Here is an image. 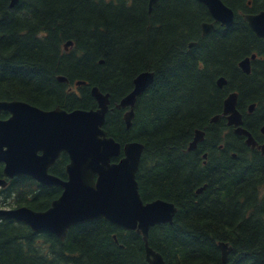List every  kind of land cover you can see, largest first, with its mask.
<instances>
[{
  "label": "trees",
  "instance_id": "obj_1",
  "mask_svg": "<svg viewBox=\"0 0 264 264\" xmlns=\"http://www.w3.org/2000/svg\"><path fill=\"white\" fill-rule=\"evenodd\" d=\"M9 2L0 0V100L91 109L97 107L92 86L109 93L107 134L122 146L143 144L136 173L143 201L161 198L177 208L172 223L149 230L148 244L164 264H264V156L246 147L225 117L211 122L228 92L237 90L241 112L257 104L247 125L264 123V62L249 82L236 67L249 48V30L237 21L201 36L200 24L210 16L197 0H157L151 13L148 0H18L12 8ZM142 71L154 78L126 128L115 104ZM58 75L85 83L68 90ZM221 75L228 77L223 87L216 84ZM196 129L204 139L189 151ZM68 160L62 153L49 171L66 178ZM6 180L0 207L45 210L62 191L24 175ZM220 241L231 247L225 261ZM0 264L149 262L141 234L104 219L71 226L60 239L0 218Z\"/></svg>",
  "mask_w": 264,
  "mask_h": 264
},
{
  "label": "water",
  "instance_id": "obj_2",
  "mask_svg": "<svg viewBox=\"0 0 264 264\" xmlns=\"http://www.w3.org/2000/svg\"><path fill=\"white\" fill-rule=\"evenodd\" d=\"M157 0H148L151 11ZM206 5L216 21L230 25L233 20L231 8L222 0H198ZM18 0H10L13 7ZM250 27L256 34L264 36V12L248 17ZM211 23H203V33L212 29ZM72 46L68 40L65 50ZM243 71H249V58L240 62ZM154 73L142 71L133 80V89L115 104L116 108L128 107L123 119L129 128L134 116L137 96L152 83ZM57 80L67 82V77L58 75ZM85 81H76L77 85ZM219 87L226 83L218 77ZM97 102L96 108L66 110L59 106L43 109L22 100H0V162L3 163V178L0 187L7 184L6 178L29 176L42 185H55L62 189L45 210H34L27 206L0 207V218H12L28 225L33 231H47L60 239L66 237L71 226L104 219L126 230H135L142 235L145 257L149 264H164L161 254L148 244L149 230L161 223H172L176 213L173 202L156 198L144 202L136 180L143 144L128 141L123 146L104 129L109 106V94L97 86L91 88ZM237 93L231 92L223 102L221 114L211 118L215 122L221 115L227 116L235 133L246 135V143L255 145L249 131L241 127L242 116L236 108ZM252 108V105L250 109ZM204 138V131L195 130L188 149L196 148ZM264 154V144L260 146ZM68 156L65 179L49 172L59 155ZM122 154V155H121ZM206 157V154H204ZM118 158L117 161H112ZM6 177V178H5ZM205 185L197 188L201 193ZM218 247L225 261L231 247L220 241Z\"/></svg>",
  "mask_w": 264,
  "mask_h": 264
},
{
  "label": "flooded vegetation",
  "instance_id": "obj_3",
  "mask_svg": "<svg viewBox=\"0 0 264 264\" xmlns=\"http://www.w3.org/2000/svg\"><path fill=\"white\" fill-rule=\"evenodd\" d=\"M198 1V0H197ZM223 1V3L225 4V5H227L229 8H231V10H232V12H233V20H232V23L230 24V25H225V24H222L220 21H216L214 18H213V16L211 15V13H210V11H209V9H208V7L206 6V5H204L203 3V5L205 6V8H206V10H207V12L209 13V16H210V19H208V20H206V21H202L201 22V24H200V34H201V36H206V35H208V34H210L217 26H221V27H231V26H233V24H235V22H237V21H239L241 24H242V26L244 27V28H247L248 30H249V32L251 33V35H252V37H251V42H250V44H249V48H247V50L244 52V54L240 57V58H238L237 59V61H236V67H237V69L240 71V75L239 76H242L243 77V79H245L246 81H254L255 79H257V78H259V76H260V66H262L263 65V62H264V36H261V35H258V34H256L255 33V31L250 27V25H249V22H248V17H254V16H256V15H259L260 13H262V12H264V0H222ZM156 3V2H155ZM154 3V4H155ZM201 3V2H200ZM153 4V5H154ZM153 8V7H152ZM147 10H148V2H147ZM151 11H152V9H151ZM151 11H149L148 10V13H151ZM203 23H211L212 25H213V27H212V29L209 31V32H207V33H203V30H202V24ZM196 44V42L195 41H192V42H190L189 43V47H193L194 45ZM245 58H249V71L248 72H245V71H243L242 70V68H241V66H240V62L243 60V59H245ZM153 72V71H152ZM154 73V72H153ZM139 74V73H138ZM137 74V75H138ZM136 75V76H137ZM135 76V77H136ZM221 76H223L225 79H226V83L224 84V85H226L227 84V81H228V77H226V76H224V75H221ZM134 77V78H135ZM220 77V76H219ZM241 77V78H242ZM154 78V77H153ZM68 79V78H67ZM218 79V78H217ZM217 79H216V81H217ZM134 80V79H133ZM237 82V79H233V82ZM64 82H66V81H64ZM67 83H68V90H71V89H77V86H80V85H76L75 83H69V79L67 80ZM85 83V82H84ZM83 84V83H82ZM216 84H217V82H216ZM150 85V84H149ZM148 85V86H149ZM223 85V86H224ZM133 86H134V84H133ZM147 86V87H148ZM217 86H218V84H217ZM223 86H221V87H223ZM93 87V86H92ZM91 87V88H92ZM132 89H133V87H132ZM131 89V90H132ZM130 90V91H131ZM129 91V92H130ZM128 92V93H129ZM231 92H236L237 93V102H238V91L237 90H230L229 92H228V94H227V96L231 93ZM104 93V92H103ZM127 93V94H128ZM142 93V92H141ZM140 93V94H141ZM109 94V93H108ZM126 94V95H127ZM139 94V95H140ZM138 95V96H139ZM125 96V95H124ZM123 96V97H124ZM137 96V97H138ZM226 96V97H227ZM122 98V97H121ZM121 98H120V100H121ZM110 100V99H109ZM119 100V101H120ZM136 100H137V98H136ZM118 101V102H119ZM117 102V103H118ZM135 104H136V101H135ZM109 105H110V102H109ZM251 105H252V108L250 109V107H251ZM57 107V106H56ZM59 107H61V106H59ZM257 107V104H256V102H251L250 104H248L247 106H246V109H245V111L244 112H241V110H239V108L237 107V103H236V108H237V110L240 112V114H241V116H242V124H241V127L242 128H244V129H246L247 131H249V133L251 134V136H252V138L254 139V141H255V145L254 146H252V145H248L247 143H246V139H247V136L246 135H241V134H237V133H235V131H234V129H235V126H233V125H229L228 124V122H227V116H225V115H221L220 116V118L221 117H225V120H226V124H227V126H229L230 128H232V130H233V132L236 134V135H239V136H241L242 137V139H243V143H244V145L246 146V147H249L250 149H252V150H255V151H257L261 156H264V154H262V151H261V149H260V146L261 145H263L264 144V123H254V124H252L251 126H248L247 125V123H246V119H248V118H250V115H253V113H254V110H255V108ZM54 108V107H53ZM62 108V107H61ZM115 108H116V106H115ZM49 109H52V108H49ZM76 109V108H75ZM82 109V108H81ZM94 109V108H93ZM117 109H122L123 110V115H124V113L128 110V107H124V108H122V107H120V108H117ZM72 110V109H71ZM108 110H109V106H108ZM222 111H223V109H222ZM108 112V111H107ZM222 113V112H221ZM221 113H218V114H221ZM218 114H216V115H218ZM134 115H135V105H134ZM8 116H9V114H8ZM7 116V117H8ZM215 116V115H214ZM213 116V117H214ZM7 117H5V118H7ZM134 117V116H133ZM252 117V116H251ZM219 118V119H220ZM133 119V118H132ZM219 119H217L216 121H218ZM215 121V122H216ZM212 122V121H211ZM204 131V130H203ZM204 134H205V132H204ZM194 135H195V133H194ZM194 138V137H193ZM204 139V138H203ZM193 140V139H192ZM191 140V141H192ZM200 143V142H199ZM198 143V144H199ZM190 144V143H189ZM198 144H197V146H198ZM189 146V145H188ZM197 146H196V148H197ZM196 148H194V149H196ZM187 149H188V147H187ZM194 149H191V150H194ZM189 150V149H188ZM191 150H189V151H191ZM63 153V152H62ZM61 153V154H62ZM60 154V155H61ZM204 154H206V153H204ZM204 154H203V157H204ZM60 155H59V157H60ZM232 155L233 156H236L235 155V153L233 152L232 153ZM58 157V158H59ZM57 158V159H58ZM205 158V157H204ZM57 159H56V161H57ZM55 161V162H56ZM55 162H54V164H55ZM205 162V161H204ZM53 164V165H54ZM52 165V166H53ZM51 166V167H52ZM50 169V168H49ZM50 172V171H49ZM51 174H53L52 172H50ZM55 175V174H54ZM67 175V174H66ZM55 176H57V175H55ZM57 177H59V176H57ZM59 178H61V177H59ZM62 179H65V178H62Z\"/></svg>",
  "mask_w": 264,
  "mask_h": 264
},
{
  "label": "bare ground",
  "instance_id": "obj_4",
  "mask_svg": "<svg viewBox=\"0 0 264 264\" xmlns=\"http://www.w3.org/2000/svg\"><path fill=\"white\" fill-rule=\"evenodd\" d=\"M223 261V260H222Z\"/></svg>",
  "mask_w": 264,
  "mask_h": 264
}]
</instances>
